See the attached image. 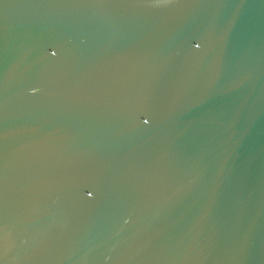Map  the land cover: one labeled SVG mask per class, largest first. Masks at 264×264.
I'll list each match as a JSON object with an SVG mask.
<instances>
[{
    "label": "water",
    "instance_id": "obj_1",
    "mask_svg": "<svg viewBox=\"0 0 264 264\" xmlns=\"http://www.w3.org/2000/svg\"><path fill=\"white\" fill-rule=\"evenodd\" d=\"M0 264H264V0H0Z\"/></svg>",
    "mask_w": 264,
    "mask_h": 264
}]
</instances>
